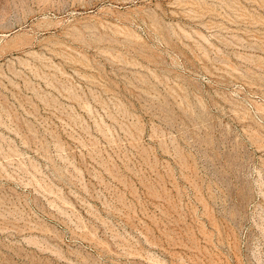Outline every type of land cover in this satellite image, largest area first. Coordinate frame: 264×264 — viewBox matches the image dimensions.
<instances>
[{
    "label": "rangeland",
    "instance_id": "obj_1",
    "mask_svg": "<svg viewBox=\"0 0 264 264\" xmlns=\"http://www.w3.org/2000/svg\"><path fill=\"white\" fill-rule=\"evenodd\" d=\"M0 264H264V0H0Z\"/></svg>",
    "mask_w": 264,
    "mask_h": 264
},
{
    "label": "bare ground",
    "instance_id": "obj_2",
    "mask_svg": "<svg viewBox=\"0 0 264 264\" xmlns=\"http://www.w3.org/2000/svg\"><path fill=\"white\" fill-rule=\"evenodd\" d=\"M44 17V16H43Z\"/></svg>",
    "mask_w": 264,
    "mask_h": 264
}]
</instances>
